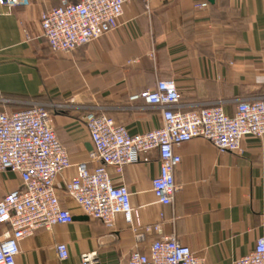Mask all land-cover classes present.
Returning <instances> with one entry per match:
<instances>
[{"label": "crops", "instance_id": "0c3cea01", "mask_svg": "<svg viewBox=\"0 0 264 264\" xmlns=\"http://www.w3.org/2000/svg\"><path fill=\"white\" fill-rule=\"evenodd\" d=\"M82 2L0 5V111L44 106L73 164L98 165L90 161L94 146L86 126L93 111L106 113L133 136L161 128V109L132 100L161 80L175 81L184 113L223 101L232 116L239 101L264 99V0H152L149 5L130 0L117 30L73 53L53 54L42 36V13ZM203 2L208 7L197 8ZM242 147L240 155L220 152L198 138L178 148L180 190L171 206L158 204L152 191L159 174L156 150L143 153L141 162L121 176L109 167L114 183L128 187L140 213L142 224L136 229L122 215L113 225L86 216L67 195L77 175L70 168L56 187L73 222L25 239L16 264H81L84 253L94 252L102 264H118L172 235L205 264L235 263L264 238V137H247ZM21 188L18 173H0V201ZM157 223L161 234L137 240ZM61 243L68 248L65 261L56 251Z\"/></svg>", "mask_w": 264, "mask_h": 264}, {"label": "built area", "instance_id": "2783aa9c", "mask_svg": "<svg viewBox=\"0 0 264 264\" xmlns=\"http://www.w3.org/2000/svg\"><path fill=\"white\" fill-rule=\"evenodd\" d=\"M130 0H83L79 4L65 3L41 15L42 36L53 54H70L117 30ZM142 1L146 5L152 0ZM9 8L29 5V0H0ZM207 2L197 6L206 9ZM180 92L173 80H161L156 87L132 97L163 111L161 128L139 135L118 125L104 112L93 111L86 117V126L94 146L88 163L73 164L59 140L51 113L40 104L18 110L0 111V173H18L22 188L0 201V264H16L21 243L41 229L51 231L57 225L73 222L69 210L61 207L56 182L72 167L76 177L67 185V195L91 219L113 225L122 215L132 229L141 227L140 213L132 206L126 185H116L108 168L118 175L124 169L141 162V155L153 150L159 154V174L152 181L156 202L174 204L180 187L175 173L182 158L177 152L183 144L202 138L220 152L243 154L242 142L247 137H264V99L238 102L234 115L225 112V102L184 113L180 110ZM7 101V100H6ZM163 216L161 215V218ZM137 236L143 241L152 233L161 234V223L146 227ZM59 260L68 259L64 243L56 246ZM81 264H102L97 253H84ZM118 264H205L183 246L177 238L161 236L154 240L148 253L134 251ZM233 264H264V238L255 249Z\"/></svg>", "mask_w": 264, "mask_h": 264}, {"label": "water", "instance_id": "95a60500", "mask_svg": "<svg viewBox=\"0 0 264 264\" xmlns=\"http://www.w3.org/2000/svg\"><path fill=\"white\" fill-rule=\"evenodd\" d=\"M211 4L215 3V0H208Z\"/></svg>", "mask_w": 264, "mask_h": 264}]
</instances>
